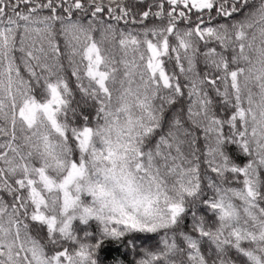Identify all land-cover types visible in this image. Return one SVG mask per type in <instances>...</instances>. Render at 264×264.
<instances>
[{
    "label": "snow or ice",
    "instance_id": "6c2138e0",
    "mask_svg": "<svg viewBox=\"0 0 264 264\" xmlns=\"http://www.w3.org/2000/svg\"><path fill=\"white\" fill-rule=\"evenodd\" d=\"M0 264H264V0H0Z\"/></svg>",
    "mask_w": 264,
    "mask_h": 264
},
{
    "label": "clouds",
    "instance_id": "9594fccd",
    "mask_svg": "<svg viewBox=\"0 0 264 264\" xmlns=\"http://www.w3.org/2000/svg\"><path fill=\"white\" fill-rule=\"evenodd\" d=\"M121 166V164H118L117 166V177L120 176ZM105 167H111V165L102 160H94L92 158L86 160L87 173L77 181V183L80 185L79 195L81 198L75 210L77 215L82 213L83 208L88 207L96 215L102 214L107 216L110 214V209L113 206L118 207V204L122 201L123 194L120 192L117 186V180L112 179L111 176H109L107 179L99 177V181L97 182V169H102ZM125 171H127V169H125ZM89 188H91L97 194L103 192L105 193V195L100 197L99 200L93 203L92 196L88 191ZM72 195L74 197L77 196L75 185L72 186ZM84 197H87V201L84 200ZM105 201H109V203L105 204ZM102 206L104 209L103 212H101ZM59 207V198H57V211L59 210Z\"/></svg>",
    "mask_w": 264,
    "mask_h": 264
},
{
    "label": "trees",
    "instance_id": "16d2710c",
    "mask_svg": "<svg viewBox=\"0 0 264 264\" xmlns=\"http://www.w3.org/2000/svg\"><path fill=\"white\" fill-rule=\"evenodd\" d=\"M78 98H79V97L77 96V99H78ZM76 223H78V221H77ZM79 227H80V229H82V230L93 231V230L95 229V224L90 222V225H88V226H79ZM80 234L82 235V231H81ZM154 239H155V238H154ZM149 243H151V241H150Z\"/></svg>",
    "mask_w": 264,
    "mask_h": 264
}]
</instances>
